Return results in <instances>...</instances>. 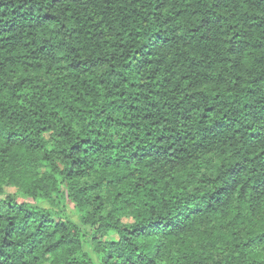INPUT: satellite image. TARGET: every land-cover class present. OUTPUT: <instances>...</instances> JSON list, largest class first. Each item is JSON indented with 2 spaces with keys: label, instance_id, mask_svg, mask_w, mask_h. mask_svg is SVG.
Here are the masks:
<instances>
[{
  "label": "trees",
  "instance_id": "trees-1",
  "mask_svg": "<svg viewBox=\"0 0 264 264\" xmlns=\"http://www.w3.org/2000/svg\"><path fill=\"white\" fill-rule=\"evenodd\" d=\"M0 264H264V0H0Z\"/></svg>",
  "mask_w": 264,
  "mask_h": 264
},
{
  "label": "rangeland",
  "instance_id": "rangeland-1",
  "mask_svg": "<svg viewBox=\"0 0 264 264\" xmlns=\"http://www.w3.org/2000/svg\"><path fill=\"white\" fill-rule=\"evenodd\" d=\"M69 212L73 215L74 218H76V216L72 213V209L69 208Z\"/></svg>",
  "mask_w": 264,
  "mask_h": 264
}]
</instances>
